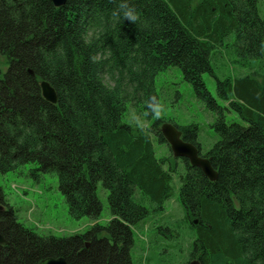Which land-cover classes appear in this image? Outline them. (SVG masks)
<instances>
[{
	"label": "trees",
	"instance_id": "obj_1",
	"mask_svg": "<svg viewBox=\"0 0 264 264\" xmlns=\"http://www.w3.org/2000/svg\"><path fill=\"white\" fill-rule=\"evenodd\" d=\"M122 2L0 0V174L25 165L56 174L75 220H98L101 183L111 217L84 234L39 235L17 221L0 187V264H129L133 230L151 216L152 226L160 222L175 177L184 211L176 229L190 259L264 264V0H127L136 21L124 17ZM221 50L247 71L214 77L223 107L202 78L214 76L211 59ZM169 68L216 116L218 139L204 154L198 127L176 126L209 159L214 182L187 160L156 155L154 143L168 146L164 120L154 118L155 80ZM41 81L55 104L43 99ZM130 110L148 125L124 123ZM225 112L242 124L228 123Z\"/></svg>",
	"mask_w": 264,
	"mask_h": 264
},
{
	"label": "rangeland",
	"instance_id": "obj_2",
	"mask_svg": "<svg viewBox=\"0 0 264 264\" xmlns=\"http://www.w3.org/2000/svg\"><path fill=\"white\" fill-rule=\"evenodd\" d=\"M238 56L226 51H216L211 59L214 76L205 73L202 78L207 91L219 106H226L216 91V78H235L239 74L247 73L239 69L234 61ZM158 92V105L154 118L163 119L175 126L196 125L198 127L197 141L201 146V154L211 149L218 137L211 127L216 119L206 103L199 98L193 87L182 79L178 68H169L160 73L155 80ZM225 119L229 122L242 124L241 120L232 113L225 112ZM123 122L134 127L145 128L148 125L140 115L130 110L123 118ZM158 158L168 157V147L154 143ZM34 165H25L15 171L0 174V187L3 189L8 206L14 209L17 221L26 228L34 230L39 235L57 238L70 237L86 233L93 224L104 226L110 219L108 209V192L101 183H97L96 194L101 202L102 210L98 220L93 221L88 217L78 220L72 219L67 210L64 196L58 189L57 176L54 173L37 174L33 172ZM178 181L174 178L173 193L163 205V218L159 223H164L172 231L167 246L173 258L169 264H185L187 248L190 242L183 241L180 230L176 229L177 222L184 216V211L176 201L178 194ZM147 203V202H146ZM148 218L143 224L135 227L134 246L131 252L133 264H147L149 243L155 238L152 224L156 220ZM182 233V231H181ZM156 259L157 256L154 255Z\"/></svg>",
	"mask_w": 264,
	"mask_h": 264
},
{
	"label": "water",
	"instance_id": "obj_3",
	"mask_svg": "<svg viewBox=\"0 0 264 264\" xmlns=\"http://www.w3.org/2000/svg\"><path fill=\"white\" fill-rule=\"evenodd\" d=\"M52 4L57 7H63L66 0H51ZM40 90L42 97L49 103L56 102V96L54 90L51 88L48 82H40ZM161 134L166 141L169 151L174 159L187 160L189 165L198 168L202 174L211 182L216 181L217 172L212 168L209 159L199 155L197 148L183 140L181 132L172 124H163L160 128ZM196 222L194 221V224ZM6 241L0 236V245H5ZM37 264H67L65 259L47 258ZM190 264H199L197 261H193Z\"/></svg>",
	"mask_w": 264,
	"mask_h": 264
},
{
	"label": "flooded vegetation",
	"instance_id": "obj_4",
	"mask_svg": "<svg viewBox=\"0 0 264 264\" xmlns=\"http://www.w3.org/2000/svg\"><path fill=\"white\" fill-rule=\"evenodd\" d=\"M152 229L154 230L153 235L155 238L149 243V247H148L149 252L147 254V259H146L147 264H169L171 262V258H173V256L169 253V252H171L172 246L169 247V246H167V244L169 242V239L172 236V231H170L169 227L167 225H165L164 223L155 224L152 226ZM156 235H157V237H156ZM100 237H101V239H103V237H106V236L101 235ZM158 238H160V240H157ZM107 242H109L108 243L109 245H111L113 243L111 239H109ZM89 246H90V242H86L85 243L86 249ZM133 246H134V234H132V240H131L130 245H129L128 250H127L128 254L130 256L129 264H133L132 258H131V252H132ZM154 255L157 256L158 259H156L154 257ZM47 258L58 259V258H62V257H58V258L46 257V258H42V259L34 262L33 264H37V263H39L42 260L47 259ZM193 261H197L199 263L198 260H196L194 258L190 259L189 256L187 255V260H186L185 264H190Z\"/></svg>",
	"mask_w": 264,
	"mask_h": 264
},
{
	"label": "clouds",
	"instance_id": "obj_5",
	"mask_svg": "<svg viewBox=\"0 0 264 264\" xmlns=\"http://www.w3.org/2000/svg\"><path fill=\"white\" fill-rule=\"evenodd\" d=\"M120 9L124 15L125 18H127L130 21H136L138 16L135 12V9L130 7L127 0H123V2L120 4Z\"/></svg>",
	"mask_w": 264,
	"mask_h": 264
},
{
	"label": "bare ground",
	"instance_id": "obj_6",
	"mask_svg": "<svg viewBox=\"0 0 264 264\" xmlns=\"http://www.w3.org/2000/svg\"><path fill=\"white\" fill-rule=\"evenodd\" d=\"M56 103V102H55ZM55 103H53V104H55ZM52 104V103H51Z\"/></svg>",
	"mask_w": 264,
	"mask_h": 264
}]
</instances>
